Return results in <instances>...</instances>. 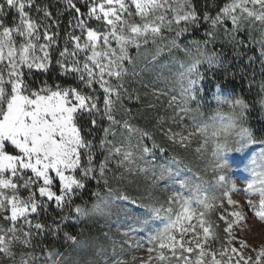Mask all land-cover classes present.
I'll use <instances>...</instances> for the list:
<instances>
[{"label": "snow or ice", "instance_id": "1", "mask_svg": "<svg viewBox=\"0 0 264 264\" xmlns=\"http://www.w3.org/2000/svg\"><path fill=\"white\" fill-rule=\"evenodd\" d=\"M64 4L70 30L63 33L61 41L60 22L47 5L36 0H0V257L14 264H61L53 250H44L43 259L29 251L37 246L33 241L46 232L59 234L70 221L109 217L116 201L136 205V199L123 193L91 207L76 203L89 182L103 181L108 186L111 158H117V167L135 164V148L140 160L154 154L162 160L147 161L149 167L139 168L140 172H151L153 183L170 182L165 188L170 193L166 200L142 204V215L126 216L129 230L146 232L151 245L146 249L148 259L140 258V264H152L153 259L160 264H264V234L258 251L240 235L248 231L242 225L251 224L253 215L264 222V137L258 139L244 126L250 105L218 92L214 97L217 105L232 111L227 115L217 111L211 124L197 122V116L203 115L200 65L212 68L222 64L218 53L207 51L208 45L219 38L221 30L228 43L244 45V40L237 38L240 32H246L252 42L251 28L256 23L264 25V0H230L214 14L199 13L192 0H64ZM13 11L16 16L9 26L5 20ZM31 11L42 17H32ZM203 24L207 25L206 38L190 41L191 47L182 49L191 63L180 74L184 82L179 98L168 97L167 105L174 114L162 136L170 145L185 150L199 136L194 151L201 159L209 157L212 185L192 182L184 173L191 168L177 155L169 156V149L157 144L152 133L114 115L117 106L131 115V109L124 108L125 99L140 101V94L135 89L130 92L125 81L129 75H138L130 74L128 66H134L142 46L146 50L148 45L163 41L167 31L174 33L171 47L179 49L177 40L189 32V26ZM259 44L260 58H264V39ZM162 51L157 47L153 59ZM53 69L67 81H43L35 87L30 82L33 70L47 74ZM152 94L157 100L168 96L155 88ZM258 103L264 109V96ZM189 115L192 130L185 124ZM83 118H87V129L81 123ZM105 121L107 127H103ZM98 125L103 132L98 147L107 152L103 159L93 151L95 137L89 138ZM172 125L180 130L174 131ZM113 127H122L127 133L118 144L109 139L116 136ZM134 136L138 137L135 145ZM254 146L259 152L253 154ZM229 153L251 157L246 166L250 178L239 189L225 174L232 167ZM214 188L223 189L220 198L210 194ZM21 190L26 197H21ZM108 192L111 195L113 189ZM234 192L243 193L246 199H233ZM53 209L60 213L58 220L48 225L34 222ZM215 209L221 210L217 217L224 225L223 240L216 231L219 224L206 219ZM63 237L76 241L66 231ZM216 243L220 248L213 247ZM136 246L141 247L139 243ZM249 249L256 252L254 258ZM114 264L126 262L115 260Z\"/></svg>", "mask_w": 264, "mask_h": 264}, {"label": "trees", "instance_id": "2", "mask_svg": "<svg viewBox=\"0 0 264 264\" xmlns=\"http://www.w3.org/2000/svg\"><path fill=\"white\" fill-rule=\"evenodd\" d=\"M227 2H230V0H192L199 13L207 11L213 14ZM36 3L41 6L47 5L53 16L59 20L62 41L63 33L66 30H70L68 29L70 16L68 11L65 10L64 0H36ZM30 15L34 18L42 17V14H37L35 11H31ZM15 16L14 11L10 12L5 24L12 26ZM206 28V24L197 28L193 36L183 40L179 49H166L165 57L159 64L148 65L144 62L137 64L132 72L138 75L135 77L129 75L126 78L125 86L129 88L130 92L135 89L141 95L137 82L139 76L142 75L153 80L158 73H165L170 78L169 81L178 82L180 74L186 72L187 66L191 63V57L185 55L182 49L191 47L190 41L198 40L200 29L203 32ZM223 38L222 36V40H216L207 47L209 53L215 51L220 55L222 59L221 66L209 68L207 64L200 65L199 70L203 75V80L200 82L203 88L200 94L202 100L201 112L208 117H213L217 111L225 115L232 111L228 107H219L217 105L214 97L218 92L229 98H242L250 105L244 126L252 129L258 139L262 138L264 137V109H261L258 101L264 96V62H262L264 58H260L259 41L253 43L244 40V45H235L234 43H228ZM200 40H203V38H200ZM253 56L256 59L250 60L249 57ZM33 72L35 74L30 76L29 80L34 87L39 86L43 81H47L49 84H60L67 81V78L59 76L55 69L47 74L37 71ZM71 82L75 83L74 81ZM124 108L131 109V115L129 116L123 108L117 106V111L114 115L118 120L127 119L138 128L149 131L154 137L158 136L153 111L141 102V98L139 102L135 98L131 100L125 99ZM81 123L85 129L88 128L87 118H83ZM107 126L108 124L105 121L103 127ZM112 131L116 132V136H110L109 139H112L117 144L127 136L122 127H113ZM102 136L103 132L99 125L94 127L89 135V138L95 137L94 143L97 147L93 151L99 159H103V156L107 155V152L102 151L98 147L99 139ZM148 144L151 145V141ZM256 147L258 146H254V148ZM168 155H177V152L170 151ZM228 155L231 162L234 163L238 160L237 153H229ZM177 156L179 157V154ZM116 159L115 157L111 158L109 163L111 171L107 174L108 186L105 187L103 181L100 184L95 181L89 182L86 189L82 191L80 198L76 200V203L91 207L105 199L112 201L116 195L123 193L136 199L137 204L133 205L129 201H116L110 209L111 216L109 217L92 216L79 222L70 221L63 226V231L57 235L46 232L36 242L39 245L42 259L44 250H53L58 254L61 264H105L113 259L110 256L113 245L111 229L116 228L119 231L129 230L130 220L126 216L136 217L142 215L144 209L140 205L153 202L156 196L163 197L164 193H169L165 191V188L170 186V182L167 185L164 181L153 183L151 172L147 174L148 176L144 181L130 183L126 178L124 168L117 167ZM157 163H159V159H157ZM184 173L188 177L193 176L187 169H184ZM207 184L212 185L213 182ZM108 188L113 189L111 195L108 192ZM222 191L223 189L221 188H214L210 194L220 198ZM93 193H98V195H93ZM59 215L60 213L53 209L47 214H41L37 221L34 222H41L46 225L52 224L54 219H59ZM5 227H7L6 224ZM64 231L76 237L75 243L64 239ZM140 234L145 236L147 233L140 232Z\"/></svg>", "mask_w": 264, "mask_h": 264}, {"label": "rangeland", "instance_id": "3", "mask_svg": "<svg viewBox=\"0 0 264 264\" xmlns=\"http://www.w3.org/2000/svg\"><path fill=\"white\" fill-rule=\"evenodd\" d=\"M251 7V5H250ZM171 15V14H169ZM137 22H139V18L137 17ZM229 26L230 22H229ZM197 28H194L192 26H189V32L185 33L181 37L178 38L177 43L181 46L183 40H186L190 36H193L195 30ZM204 29L202 32V29H200L199 32V39L206 37L204 36L205 31ZM174 33H169L167 31L164 32V36L166 39L163 41L158 40L156 45H148L147 49L145 50V47L142 46L141 48V55L139 57H136L135 50H131V53L135 59V64L129 65V73L133 71L135 66L139 64L140 62H144L145 64H156L160 63L161 60L165 57L164 53L167 50L172 49L170 41L173 37ZM222 30L220 32L219 38L217 40H222ZM251 37L252 42H257L262 39H264V25H261L259 23H256L251 28ZM238 39L248 40L249 37L246 32H240L237 34ZM225 39V38H223ZM157 47L162 48L163 51L156 57V59H153V55L157 51ZM174 49V48H173ZM172 49V50H173ZM36 71V70H33ZM141 76V78H140ZM137 79L138 87L141 90V102L152 109L153 116L156 120V126L158 130V136L155 137V142L157 144H161L162 146L169 149V152H177V155L179 154V157L183 160V162L188 165L189 168H191V174L193 176L189 177L190 180L194 183H214V173L212 168L210 167L208 160L209 157H205L201 159L197 153H195L194 149L197 147L198 141L201 139L199 136L194 137L193 141L190 145V147L185 150L183 148H179L178 146H172L170 145L162 136V129L167 128L170 126V117L174 114V111L172 108H169L167 105L168 97L172 95H176L179 98V93L181 91V85L182 82H184V79L179 76L178 82L169 81V77L165 73H158L156 75V78L151 80L148 77H144L140 75ZM162 89L163 91L168 93V96H162L159 100H157L153 94V89ZM147 93V95H145ZM150 105H155V107H151ZM197 122H206L208 124L212 123L211 117L206 116V114L203 113V115L197 116ZM192 119L191 115L187 116L185 118V124L187 125L188 130H192ZM174 131L180 130L176 126L172 125ZM187 134V133H185ZM162 138V139H160ZM138 137L132 138V144L135 145L137 143ZM125 140V139H124ZM149 142V141H148ZM147 142V143H148ZM133 150L136 152V162L135 164H129L127 167H122L125 170L126 178L130 183H137L138 181H144L145 178H147V174L140 172L139 168L149 167V164L147 161H155L157 163V156L154 154L152 156H149L146 158V160H140L139 159V150L133 148ZM259 152V147L254 148V152ZM238 160L236 162H231L232 167L226 171V175L231 178V180L236 184L237 188L243 187V182L250 178V173L246 170V166L249 164L250 156L244 157V154L237 153ZM243 158V163H239L240 159ZM162 160H159V163H161ZM131 169V171H129ZM163 194V193H162ZM170 193H164L162 196H156L154 200L164 201L167 198V195ZM187 194V192L185 193ZM21 197H26L27 193L21 190L20 192ZM255 199L256 197H252ZM233 199H236L238 201L243 202L246 199V196L241 192H234L233 193ZM225 208H228L229 211H231V206L227 205L225 202ZM221 211L220 209H215L211 212L209 216L206 217V219L211 220L214 225L219 224V228L216 229L218 231L221 240L224 238L223 233V223L218 220L217 213ZM193 223H196L194 220ZM242 229H247L248 231H242L241 232V238L248 239L249 243L252 244L257 251L260 247V241L262 234H264V222L259 221L257 218L254 217L251 220V224L244 223L242 225ZM128 233V235H125L124 233ZM111 238H112V250L110 253V256L113 258L112 260L107 261L105 264H114L115 260H121L126 262V264H140V258H143L145 260L148 259L149 254L147 253L146 249L150 247L151 245L148 244V235L146 234L141 235L140 232H131L130 230L126 231H119L116 228L111 229ZM37 240H34L33 243L37 246L34 249H29V251H34L37 255L41 256L39 245L36 243ZM139 243L141 247H137L136 244ZM220 243H216L213 245L215 248H220ZM113 249H115V253H113ZM18 250V246H17ZM249 254L253 256V258L256 255L255 251H251V249L248 250ZM153 256L156 255V253H152ZM136 259H133V258ZM193 258H195V253H193ZM18 259V258H17ZM0 264H14L12 260L4 259L3 257H0ZM152 264H160L159 261L153 259ZM172 264H176L175 261L172 262Z\"/></svg>", "mask_w": 264, "mask_h": 264}]
</instances>
